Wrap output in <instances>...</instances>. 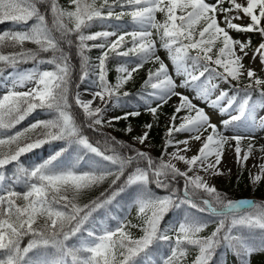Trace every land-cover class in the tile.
Instances as JSON below:
<instances>
[{
	"label": "snow or ice",
	"instance_id": "snow-or-ice-1",
	"mask_svg": "<svg viewBox=\"0 0 264 264\" xmlns=\"http://www.w3.org/2000/svg\"><path fill=\"white\" fill-rule=\"evenodd\" d=\"M226 2L228 8L223 7ZM41 5H47V8L42 11ZM116 8L120 11L116 12ZM233 11L242 12L251 23H234L243 17L229 16L228 13ZM156 13L163 14L162 22L156 20ZM217 13L224 14L226 27L218 23ZM125 15L131 17L133 27L130 31H121V25H108L113 30L85 34L95 22L103 25L112 18L120 20ZM262 20L264 0H247L246 6L236 0H216L214 4L206 0H100L99 3L97 0H69L68 8L62 7L59 0H0V23L21 26L0 33V65L15 69L20 63L31 61L35 64L15 77L10 73L7 79L11 80V87L0 97V264H68V258L71 264H184L191 249L197 251L192 264H210L221 247L239 257L241 264H250L252 255L264 252V203L233 201L210 186L201 175L188 174L202 171L212 176L223 175L219 165L230 141L236 142V161L241 168L253 152V137L241 135V131L251 133L257 128L264 129V116L257 120L255 115L257 106L264 108V79L253 69H245L243 64L251 41L233 39L228 29L258 32L264 38ZM154 36L167 51L175 76L183 77L179 83L156 55ZM111 37L115 39L111 40ZM126 37H130V41ZM90 41L100 42L89 44ZM26 42L36 45V49H26ZM129 43L131 46L125 47ZM4 47L19 48V51L4 54ZM73 48L79 60L81 82L88 78L90 67L98 69L97 78L92 82L95 90L91 91L92 99L88 101L81 99L79 91L74 96L70 91L74 70L70 50ZM93 48L101 49L94 66L87 55ZM42 53L51 55L44 57ZM110 54L135 58L116 68L115 84L107 78ZM257 56L264 65V40L253 52L252 60L255 61ZM147 62L159 66L155 71L149 70L142 85V89L150 91L137 94L143 101L144 110L156 116L173 96L179 97L180 101L170 118L165 149L180 144L185 148H177L170 154L165 151L168 161L163 157L154 161L147 152L130 145L127 148L131 154L122 155L116 145L121 148L125 145L110 136L105 137L102 150L97 146L99 142L94 145L84 133L85 127L100 132L115 120L140 115L139 110H132L123 117L104 120L110 102L115 101V106L121 103V95H131L126 91L121 94L120 90ZM43 64L52 66L51 70H41L39 66ZM245 72L250 83L240 89L238 85ZM2 74L3 67L0 66ZM214 80L229 85L234 94L230 96L229 91L220 88V83H214ZM29 83L34 86L27 91L15 90ZM177 88L194 91V99L218 109L222 116L228 115V119L221 121L223 130L211 123L205 110L176 91ZM217 90L218 95L213 98ZM253 90L259 93L257 101L252 100ZM241 91L243 96H240ZM97 98L103 107L92 106ZM71 101L82 111L83 120L74 113ZM153 103L156 106H152ZM37 109L48 113L50 118L37 120L12 135H4L5 130L15 128ZM182 111H187L188 115L178 116ZM177 119L181 120L179 125L175 124ZM151 127V124L145 125L146 129ZM209 129L208 135L203 136ZM228 131L233 135H225ZM182 132L190 133L192 140L201 141L197 154L191 158L180 154L189 150V140L174 139V133ZM29 133L36 135L33 137ZM134 139L143 145L148 132ZM244 139L250 142L241 157L240 142ZM57 141L63 142V146L42 162L31 167L21 162L24 154ZM258 150L264 152V146ZM66 153L72 159H66ZM89 154L99 159H86ZM173 159L183 162L187 170L177 168ZM81 161L88 165V171H77ZM13 163L15 170L6 175L4 169ZM259 168L260 174L252 177L253 183L259 182L264 174V163ZM109 177H114L109 190L89 204L80 206L77 203L85 191L101 185ZM122 177H125L123 182L117 186ZM178 178H183L182 187L177 186ZM151 185L167 194H156ZM18 186L24 191H17ZM133 187L132 203L142 224L118 219L115 228L103 221L99 228L95 224L85 227L93 212L112 204L121 193ZM172 210H183L182 220L178 225L162 228L163 220ZM191 210L214 218L216 227L210 235H200L208 223ZM129 228H139L142 236L134 238ZM170 232L173 235H169ZM25 237L29 239L22 247ZM74 237L79 244L69 247L66 242ZM157 243L167 245V253L154 256L151 249Z\"/></svg>",
	"mask_w": 264,
	"mask_h": 264
},
{
	"label": "trees",
	"instance_id": "trees-1",
	"mask_svg": "<svg viewBox=\"0 0 264 264\" xmlns=\"http://www.w3.org/2000/svg\"><path fill=\"white\" fill-rule=\"evenodd\" d=\"M97 2L99 3L100 0H97ZM59 3L64 8L69 7V0H59ZM225 6L228 8L229 4L226 2ZM115 11L119 12L120 9L116 8ZM29 23H31V21ZM3 24H7V25L12 26V27H17V26L21 27L19 25L13 24L11 22L0 23V26H3ZM108 25H121L122 26L121 31H124V30L130 31V30H132V27H133V25L131 23V17L128 15H125L120 20H115L114 18H112V19L106 21L105 24H103V25L99 22H95L92 25V27L85 30V34H90L92 32L102 31V30H113L112 28L107 27ZM125 25L127 26L126 29L123 28V26H125ZM258 34H259L258 32L249 33L248 40L251 41L250 48H252L253 45L256 43V41H257L256 37L258 36ZM126 39L130 41V37H126ZM99 42L100 41H95V42L90 41L88 43L92 44V43H99ZM26 43L30 47H32V49L36 48V45L29 43V42H26ZM130 46H131V44L129 43L125 47H130ZM250 48H248V49H250ZM156 49H157V47H156ZM70 51H71L70 52L71 61H73L72 64H73L74 69H75L74 74H73V78L79 79V77H80V68L78 65L79 60L75 56V49L73 48ZM157 51H156V55L159 56V54H157ZM100 54H101V49H99V48H93L90 52L87 53V55L90 57L91 65L94 66L95 64L98 63L97 57ZM133 59H135V58L134 57H116V56H114V54H110V59H109L108 64H107V68H108L107 78H108L109 82L112 84H115L117 76H118V73L116 72V68L121 63L128 61V60H133ZM25 64H28V65H25ZM33 65H34L33 62L30 61V62H26V63H20L17 66L23 67V66H33ZM0 66H2L3 69L11 67V66H6V65H0ZM158 66H159L158 64H155L153 62L145 63L144 66L138 70L139 71L138 77H140V78L139 79L137 78V81H136V84L134 85V87L129 86L131 84L130 80L124 85L127 92L130 93L131 95L129 97H123L121 95V103H120L121 107L123 109L128 108L131 110H139L140 115L135 116V117L129 116L127 119H121V121L123 122L122 124L126 125L125 126L126 128L124 130H122V128H121L122 126L120 124H117L113 128V130H115L116 133L119 136H121L122 138L126 136V134H127L126 129H127V126H129V124L130 125L133 124L134 126L147 131L148 132V142H150V145L152 148V153H153L150 156L153 158L154 161H157V162L161 158V150H162V147L164 144L163 141L166 137L165 126L163 125L164 118H166L168 115L172 116L175 109L172 108L168 104L167 105L164 104L163 107H161L158 110V113L156 115L157 120L151 121L150 120V112H146L144 110L143 101L138 98L137 94L140 93L141 91H150V89H148V90L142 89V85H143L144 81L147 79L149 70L155 71V69L158 68ZM51 68L52 67L50 65L45 64V65H42L41 69L42 70H51ZM96 72H98V69H95L94 67H90L89 76L85 80V82H89V83L91 82L92 83L94 80H96V78H97ZM202 80H203V78H202ZM240 89H243V88H240ZM123 90H124V88H122L120 90L121 94L124 92ZM5 94H6V92L0 91V97H3V95H5ZM240 96H243V91H241ZM252 100L253 101L259 100V93L256 92L255 90H253V93H252ZM152 106H156L155 103H153ZM140 109H142V110H140ZM73 110H74V112H76L74 109V105H73ZM126 112H129V111H124L122 113L123 116ZM76 113H77L78 119L83 120V115L79 114L78 112H76ZM141 114H143V115H141ZM48 116H49V114L46 113L45 111L37 109L32 114L27 116L20 124H17L15 126V128H13L11 130H5L4 135H12L17 131H22L25 128H28L30 124L36 122L37 120L47 119ZM148 124L152 125L150 130L145 128V125H148ZM86 133L85 134L87 136H88V134L89 135L94 134V132L93 131L90 132L89 129L87 130ZM29 135L34 137L36 134L35 133H29ZM103 138H105V137L103 136ZM103 138H101V140ZM21 143H23V141H21ZM62 145H63V142L59 143V141L53 142L52 144H45L39 149H35L32 152L24 154L20 158V160L26 167H31L37 163L42 162L48 156L53 154V152L55 150H58ZM127 146L124 148H121L120 146L117 145L116 148H117V151H119V152L121 150L125 151V149L128 151ZM71 151L72 150H70V152ZM72 155L74 156V152L72 153ZM65 158L66 159H72V157L69 156V154H67V153L65 154ZM86 159H99V158L94 157L92 155H89L88 157H86ZM15 168H16L15 163L10 164L4 169V172L6 175H11L12 172L15 170ZM88 170H89L88 165L86 163H84L83 161H81V163L77 166V171H88ZM234 172L235 173L230 177L229 182H228L229 183V189H228L229 191L228 192L230 193L229 198H232L233 200L237 199L241 195H246V194H248L249 191H251L250 183L248 182L249 181L248 171H245V169L241 168V166H240ZM113 178L114 177H109L101 185L95 186L92 189L85 191L79 197L77 203L80 206H83L84 204H89L92 200L99 197L102 192L109 190V185L111 184V180ZM124 178L125 177H122L121 181L117 182V186L123 182ZM182 185H183V179L178 178L177 186L182 187ZM113 187H116V186H113ZM151 187H152L153 191L157 190V188H155V185H151ZM16 190L21 191V192L24 191L22 186H18L16 188ZM158 191H160V189H158ZM160 192H162V191H160ZM251 193L254 194L258 198L260 197V198L264 199V182L260 183L258 187L252 189ZM134 194H135V189H133V188L127 189V191H125L124 193H121V195L118 196L116 198V200H114L112 202V204L107 205L104 208L97 209L92 214V217H90V220L88 223H86L85 227L90 228L93 226V224H95V226L98 228V224L101 221H103L104 223L108 222L111 228H114V226H117V220L118 219L121 220L120 218L125 216L126 213L137 212L135 205L133 203H131ZM200 196H204V194L200 193ZM194 199L199 200V197H194ZM191 211L193 212V214L196 217L200 218L202 221L206 220L208 223V227L205 228V230L200 235L201 236L210 235L211 232L216 227V224H215V222H213L212 217H210L206 213H197V212H195V210H191ZM183 216H184L183 210H172L171 212H169V214L163 220L161 227L163 228V227L178 225V222L180 220H182ZM113 217H115L116 219H114ZM209 217L211 218V220H207ZM132 220H133L132 224H142V220L139 219L138 217H134ZM128 230L132 233L134 238H139L143 234L139 228H129ZM169 235H173V233L170 232ZM25 238H28V237H25ZM26 241H28V240H26ZM66 243L69 247H71L73 245H78L79 240L76 237H74V238L70 239L69 241H67ZM218 250H220V252L218 251L216 257L213 256V259H212V261H210V264H229L230 263L229 256L233 259L231 262H233L235 264H241L240 258L237 257L236 255H234L227 248L221 247V248H218ZM49 251H52V250L50 249ZM167 251H168L167 245L162 244V243L154 244L152 249H151V252L154 256H156L158 254L167 253ZM224 252H227V254H224ZM34 254L35 253H30V255H34ZM223 254L226 257H224ZM196 255H197V251L195 249H191L189 251L185 261H184V264H192V261L195 259ZM251 260L258 262V264H264V252H260V253H256V254L252 255L250 258V262H251ZM68 264H71L70 258H68Z\"/></svg>",
	"mask_w": 264,
	"mask_h": 264
},
{
	"label": "rangeland",
	"instance_id": "rangeland-1",
	"mask_svg": "<svg viewBox=\"0 0 264 264\" xmlns=\"http://www.w3.org/2000/svg\"><path fill=\"white\" fill-rule=\"evenodd\" d=\"M236 2L237 3H241V4L243 2L245 3L244 0H236ZM244 6H246V5L244 4ZM223 7L227 8L225 6V3L223 5ZM46 8H47V5H41V10L42 11H44ZM257 14H258V10H257ZM223 15L224 14H222V13H217V20H218V23L220 24L221 27H226V25H225V23L223 21ZM228 15L229 16L239 15V16L243 17L242 19L233 21L234 23H237L239 25H247V24L251 23L250 18L244 17L242 12L237 13V12L233 11V12L228 13ZM163 19H164V16H163L162 13H156V20L157 21L162 22ZM48 20L50 22V20H51L50 15L48 17ZM33 22L34 21H31V23H33ZM261 24H262V26H264V20L261 21ZM19 28L20 27H18V26L17 27H12V26H9L7 24H3V26H0V33L4 32L6 30H17ZM228 31H229V34L233 37V39H237V40H241V41H247L248 40L249 33L237 32V31H234V30H231V29H228ZM110 39L114 40L115 37H111ZM153 39L156 41V47L158 49L157 54H159L160 59L163 60L164 63L168 66L169 73L172 74L174 79L176 80V82L179 83L180 80L183 79V77L175 76V72H174L173 66H172L170 60L168 59L167 51L161 47L160 41H159V39L157 37L154 36ZM256 39H257V41L253 45V47L250 48V49H247L248 55L244 58L243 64L245 66V69H248V68L253 69L256 72V74H257V76L259 78L264 79V65H262L260 63L259 56L256 57L255 61L252 60L253 52L255 51L257 46L262 42V40H264V38H262L260 36V34H258ZM24 47L26 49H32V47H30L27 43H25ZM217 47H219V44L217 45ZM35 49L36 48H33V50H35ZM2 51H3L4 54H10L12 52H18L19 48H15L14 49V48H11V47H4L2 49ZM214 52H215V49H214ZM41 55L44 56V57H49L51 55V53H42ZM71 62L73 63V61H71ZM25 65H28V64H25ZM43 65H45V64H43ZM213 66L215 67V65H213ZM33 67H35V64L33 66H23V67L16 65L15 69L13 67L4 68L3 69V74L0 75V84H1L0 85V87H1L0 91L7 92L9 90V88L11 87V80L7 79L10 73L12 74L13 77H15L18 72L19 73H23V72H25V71H27L29 69H32ZM39 67L41 69L42 65H40ZM73 68H74V66H73ZM74 71H75V69L73 70V74H74ZM218 71H223V69H218ZM138 72L139 71L133 73V78L130 80V83H131L129 85L130 87H134V85L136 84L137 78L138 79L140 78V77H138ZM72 79H73V83H72L71 88H70L72 96L77 91H79L80 93L90 94L91 91L95 90L94 86H93V84L91 82L90 83L89 82H85V81L81 82L80 79H76V78H73V77H72ZM213 82L214 83H220V88H222L224 90H228L230 96L234 94V91L229 89V85L224 84V83L219 82V81H215V80ZM248 83H250V81L248 80L246 72H245V75L242 76L241 79H240V83H239L238 87L239 88H244V86L246 84H248ZM232 84L236 85V82L233 81ZM77 85H79V88H77ZM33 86H34L33 84L29 83V84L25 85L24 87L16 88L15 90L16 91H27L28 87H33ZM262 87H264V86H262ZM123 88H124L123 91L127 92L126 88L125 87H123ZM253 88L255 89V85H253ZM85 89H88L89 91L85 92ZM176 91L181 92L184 95L188 96L192 100V103H194L197 106L203 108L205 110V112L211 117V123L216 124L218 129H220L221 131L223 130L222 127H221V121L224 120V119H228V115H223L222 116V115L219 114L218 109L209 108L205 103L201 102L198 99H194V97L196 95V93L194 91H191L189 89H182V88H177ZM218 92H219V90H217V92L213 93V98H215V96L218 95ZM83 98H85V95L82 94L81 95V99H83ZM179 102H180L179 101V97L173 96L168 101L167 104L175 109L176 105L179 104ZM225 103H226V101H225ZM100 104L101 105H99V107H103L104 106L101 102H100ZM114 104H115V101L110 102L107 105L106 111L104 113V120L105 121H107L111 117H117V116L122 117L123 116L122 113L124 111H132L131 109H128V108L123 109L121 107V104H117L115 106H114ZM140 110H142V109H140ZM74 113H76V112H74ZM192 114L194 115V113H192ZM232 114H235V112H232ZM141 115H143V114H141ZM185 115H188L187 111H182V112H180L178 114V116H181V117L185 116ZM255 115H256L257 120H259L260 117L264 116V108H260L259 106H257V108L255 109ZM49 118H50V116H48L47 119H49ZM170 118H171V116L168 115L166 118H164V121H163V125L165 126V131L166 132H167L169 124L171 123ZM150 120L151 121H156L157 118H156V116H153L150 113ZM122 123L123 122L121 121V119L120 120H115V121L112 122V124L110 126L105 125V127L102 128L100 132H94L93 135H89L88 134L90 142H92L94 145H97V142H99V144L97 146H99L102 150H104V148H105V143H104L105 138H103V136L104 137H109L110 136V137H114L116 140L121 141L123 143V145H125V147L127 145L128 146L130 145L133 148H136V149H139L141 151L147 152L149 155L153 154L152 153V148H151L150 142H148V139L145 141V143L143 145H141L138 142V140L134 139L135 137H138V136L142 135L145 132V130L140 129V128L134 126L133 124H131V125L129 124V126H127V129L131 128V131L129 132L126 129L127 134L123 138L121 136H119L116 133L115 130H113L114 126H116L117 124H120L122 126L121 127L122 130H124L126 128L125 127L126 125H123ZM180 123H181L180 119H177L175 121L176 125H179ZM88 129H90V128L85 127L84 128V133H86ZM90 130H92V129H90ZM210 131H211V129H209L208 132H204L203 136L206 137ZM225 135L232 136L233 133L231 131H228V132H225ZM241 135H246V136L247 135H251L253 137V140L251 142L255 146L254 149H253L252 154L249 157V159L246 162H244V167H243V169H245V171H248V177H249V181L248 182L250 183V189L252 191V189L258 187L260 183L264 182V174L261 175V179H260L259 182H257V183H253L252 182V177L257 175V174H260L259 165L264 163V152H260L258 150L261 146H264V129L257 128L254 132H251V133H246V132H244L242 130L241 131ZM190 136H191V134L187 133V132L174 133V139L176 141H182V140H186V139L189 140V144H188L189 150L186 151V152H184V151L180 152L181 155H186L188 158L191 155H193V156L196 155L198 149L201 147V141L192 140V139H190ZM101 138H103V139L101 140ZM165 140H166V137H165V139L163 141L164 144H163V147H162V150H161V157H163V159L165 161L169 160V156L167 154H165V151L170 154V153L176 152L177 148H179V149H184L185 148L184 144H180L178 146L177 145H173V146L167 147V149H165ZM249 142L250 141L248 139H244V140H242L240 142L241 157L243 156L244 152L247 151ZM235 145H236L235 141H230L229 144L225 146V148H226L225 154L223 156V160H222L221 165H219L220 170L224 173L223 175L212 176V175L205 174L202 171H194V172H189L188 173L189 176H193L195 174L201 175L209 183L210 186H214L217 189V191H219L222 194H225L229 198L230 197L229 196L230 193L228 192L229 191L228 190L229 189V183H228L229 179L235 173L234 171H236V169L238 167H240V164H238L237 161H236ZM116 147H117V145H116ZM120 153L122 155L131 154L126 149H125V151L121 150ZM108 154H111V152H109ZM89 155H91V154H89ZM172 163L175 164V166L177 168H179L181 171H186L187 170V166L183 162H180V161H177V160L173 159ZM253 165H256V167H253ZM228 169H231V171L229 172ZM126 175H127V173H126ZM181 179H183V178H181ZM133 189H135V188L133 187ZM160 191H158V189H157L154 192L156 194H158V195H166L167 194L165 191H162V192H160ZM251 191H249L248 194H246V195H241L237 199H234V200L232 198H229V199H231L233 201L250 200V201H255L256 203H264V199H262L260 197L259 198L256 197L254 194L251 193ZM134 217H137V212H135V213L128 212V213H126L125 216L121 217L120 219L124 220L126 223L130 222L132 224L133 223L132 219ZM207 220H211V218L209 217ZM212 220L214 221V218H212ZM203 222H207V221L205 220ZM105 224H107L110 227L108 222L107 223L105 222ZM99 227H100V223L98 224V228ZM115 227L116 226H114V228ZM28 239L29 238H24V240L22 241V244H21L22 247L27 244L28 241H26V240H28ZM218 251L220 252V250L217 249V252L214 255L215 257L217 256ZM224 254H227V252H224ZM224 254H223V256L226 257ZM229 260H230L229 264H235V263L231 262L233 259L230 256H229ZM250 264H258V262L254 261V260H251Z\"/></svg>",
	"mask_w": 264,
	"mask_h": 264
},
{
	"label": "bare ground",
	"instance_id": "bare-ground-1",
	"mask_svg": "<svg viewBox=\"0 0 264 264\" xmlns=\"http://www.w3.org/2000/svg\"><path fill=\"white\" fill-rule=\"evenodd\" d=\"M245 1V3L243 2L242 4L244 5H246L247 4V0H244ZM1 85V84H0ZM28 88H31V87H28ZM78 90V89H77ZM76 93V92H75ZM75 93L73 94V96L75 95ZM85 95V98H83L82 100H85V101H88V100H91L92 99V96H91V94H85V93H81V95ZM73 102V101H72ZM73 105H74V109H75V111L76 112H78L79 114H81V115H83V113H82V111L80 110V109H78V108H76L75 107V104H74V102H73ZM99 105H101L100 104V100L97 98V100L93 103V105L92 106H94V107H97V106H99ZM89 131L90 132H92L93 130H90L89 129ZM94 132V131H93ZM193 155H191L189 158H191Z\"/></svg>",
	"mask_w": 264,
	"mask_h": 264
}]
</instances>
